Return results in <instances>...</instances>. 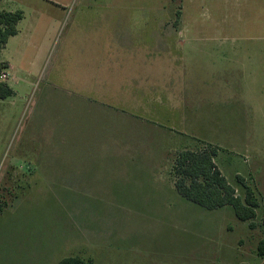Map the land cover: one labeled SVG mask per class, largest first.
Here are the masks:
<instances>
[{
	"label": "rangeland",
	"instance_id": "374dc122",
	"mask_svg": "<svg viewBox=\"0 0 264 264\" xmlns=\"http://www.w3.org/2000/svg\"><path fill=\"white\" fill-rule=\"evenodd\" d=\"M0 7L24 16L0 52L14 90L0 99V264L73 255L95 264H264L260 226L163 183L164 162L170 174L179 151L212 145L238 194V177L254 190L260 224L264 0Z\"/></svg>",
	"mask_w": 264,
	"mask_h": 264
},
{
	"label": "trees",
	"instance_id": "16d2710c",
	"mask_svg": "<svg viewBox=\"0 0 264 264\" xmlns=\"http://www.w3.org/2000/svg\"><path fill=\"white\" fill-rule=\"evenodd\" d=\"M180 16L181 12L178 11L177 17ZM23 17L22 11H6L0 7V52L10 38L19 33L18 24ZM8 69L9 65L0 60V76ZM13 94L8 81L0 80V99L5 100ZM217 155L218 148L212 145L179 151L174 157L171 171L177 192L184 199L210 211L231 207L239 220L249 222L251 230L260 226L264 231V212L260 224L254 222L260 208L254 190L238 177V184L244 192L238 194L237 187L226 179L216 165ZM5 208L0 206V215ZM257 255L264 259V238L257 245ZM58 264L95 263L93 259L73 255L61 259Z\"/></svg>",
	"mask_w": 264,
	"mask_h": 264
},
{
	"label": "crops",
	"instance_id": "0c3cea01",
	"mask_svg": "<svg viewBox=\"0 0 264 264\" xmlns=\"http://www.w3.org/2000/svg\"><path fill=\"white\" fill-rule=\"evenodd\" d=\"M177 34L179 35V36H182V38L183 37H188L190 34H191V32H184V31H178L177 32ZM15 37V36H14ZM180 44L181 45H184V43L183 42H180ZM232 52H235L236 54H238V51H235V50H231ZM262 53V52H261ZM246 56H248L249 54H245ZM247 61H250L249 59H247ZM3 62V61H2ZM240 62H241V65H242V60H240ZM8 64V63H7ZM9 65V64H8ZM12 67L9 65V69L7 70L8 71V74H9V79H8V83H9V81H10V79H12L13 78V75H12ZM242 71H244V70H242ZM248 71V68L247 67H245V71L244 72H247ZM251 72V71H250ZM252 76H253V74H252ZM239 79H242L241 77L239 78ZM240 81H242V80H240ZM11 86V85H10ZM13 89V88H12ZM163 165V164H162ZM162 165H160V166H162ZM173 166V165H172ZM172 170V169H171ZM164 172H165V176L163 177V183L165 182V180H166V182H167V186L166 187H164V188H166V189H169V187H170V190H172V189H175V191L177 192V190H176V187H175V181H174V178H173V176H172V174L170 173V174H168V172H166V168H165V162H164ZM161 182V181H160ZM156 183V182H155ZM237 187V186H236ZM238 189V188H237ZM173 191V190H172ZM178 193V192H177ZM179 194V193H178ZM183 198V197H182ZM223 209V208H222ZM258 245V244H257ZM256 254H257V250H256ZM80 256V255H79ZM258 256V255H257ZM82 257V256H81ZM85 258V257H84ZM90 259H92V258H90ZM94 261V260H93ZM94 263H95V261H94Z\"/></svg>",
	"mask_w": 264,
	"mask_h": 264
},
{
	"label": "built area",
	"instance_id": "2783aa9c",
	"mask_svg": "<svg viewBox=\"0 0 264 264\" xmlns=\"http://www.w3.org/2000/svg\"><path fill=\"white\" fill-rule=\"evenodd\" d=\"M0 79L3 81H6L9 79V74L7 71L3 72L2 75L0 76Z\"/></svg>",
	"mask_w": 264,
	"mask_h": 264
}]
</instances>
